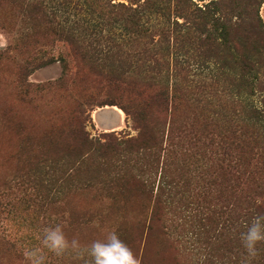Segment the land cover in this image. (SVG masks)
Instances as JSON below:
<instances>
[{
	"label": "rangeland",
	"instance_id": "obj_1",
	"mask_svg": "<svg viewBox=\"0 0 264 264\" xmlns=\"http://www.w3.org/2000/svg\"><path fill=\"white\" fill-rule=\"evenodd\" d=\"M259 1L240 0L251 15ZM258 14L264 24V1ZM34 34L19 9L0 3V264H27L24 250L39 247L41 230L55 225L82 246L115 231L139 264H247L241 243L231 247L225 236L230 183L216 161L203 167L175 159L162 175L177 185L169 198L157 190L163 165L152 167L141 152L131 156L122 147L108 157L97 154L79 172L66 164L68 147L83 130L102 143L135 139L139 131L123 101L89 71L59 61L33 63L66 56L64 46L35 40L23 56L13 50L22 36ZM197 116L194 111L191 118ZM210 147L207 156L216 144ZM59 166L61 172L46 174ZM208 210L223 211L222 224L210 222ZM258 251L251 264H264V244ZM42 254L46 264H90L87 255L77 258L72 250L61 257L46 249Z\"/></svg>",
	"mask_w": 264,
	"mask_h": 264
},
{
	"label": "trees",
	"instance_id": "obj_2",
	"mask_svg": "<svg viewBox=\"0 0 264 264\" xmlns=\"http://www.w3.org/2000/svg\"><path fill=\"white\" fill-rule=\"evenodd\" d=\"M262 1L251 5L254 15L240 0L0 3L19 9L35 33L22 36L13 50L23 56L35 40L64 46L66 56L35 58L33 63L47 66L59 61L64 67L89 71L123 101V110L139 131L135 139L102 143L83 130L68 147L66 164L79 172L97 154L108 157L122 147L126 153L131 150V156L141 152L152 167L163 165L157 190L169 198L177 185L163 181L162 175L175 159H194L203 167L216 161L230 183L228 206L224 213L208 212L216 225L225 214L222 226L233 247L252 219L264 215V24L258 14ZM246 14L251 17L246 19ZM255 97L260 98L256 103L251 101ZM210 107L213 112L206 114ZM194 111L198 116L192 119ZM215 144L216 150L207 156ZM48 161L46 157L41 163ZM62 168L51 167L46 174ZM148 184L146 180L143 188Z\"/></svg>",
	"mask_w": 264,
	"mask_h": 264
},
{
	"label": "clouds",
	"instance_id": "obj_3",
	"mask_svg": "<svg viewBox=\"0 0 264 264\" xmlns=\"http://www.w3.org/2000/svg\"><path fill=\"white\" fill-rule=\"evenodd\" d=\"M240 243L247 256V264L257 256L258 246L264 244V215L257 214L240 235ZM46 249L56 257L72 250L77 258L87 255L90 264H139L137 256L115 231H109L104 239L94 240L86 246L65 236L60 225L44 227L41 230L40 246L26 248L23 252L27 264H46L42 250Z\"/></svg>",
	"mask_w": 264,
	"mask_h": 264
},
{
	"label": "bare ground",
	"instance_id": "obj_4",
	"mask_svg": "<svg viewBox=\"0 0 264 264\" xmlns=\"http://www.w3.org/2000/svg\"><path fill=\"white\" fill-rule=\"evenodd\" d=\"M120 114V112H118ZM122 113V112H121ZM122 115V114H121Z\"/></svg>",
	"mask_w": 264,
	"mask_h": 264
}]
</instances>
